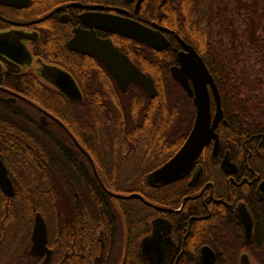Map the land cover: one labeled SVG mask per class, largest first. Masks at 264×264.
Wrapping results in <instances>:
<instances>
[{
	"label": "trees",
	"instance_id": "trees-1",
	"mask_svg": "<svg viewBox=\"0 0 264 264\" xmlns=\"http://www.w3.org/2000/svg\"><path fill=\"white\" fill-rule=\"evenodd\" d=\"M172 1L175 10L168 26L203 59L218 89L228 122L216 130L222 150L238 153L250 139L245 148L251 153L261 151L263 82L251 78L240 63L225 1ZM225 37L229 48L222 50ZM42 39L48 41L49 36ZM64 41L57 36L45 43L48 48L42 58L72 75L83 95L81 104L70 102L28 74L12 76L16 72L12 67L3 86L61 121L91 156L109 190L137 193L149 200L147 175L180 149L194 120L191 100L169 73L176 62L175 47L153 52L149 61L135 57L136 66L150 75L156 88V96L149 99L137 86L120 93L103 67L67 51ZM251 42L258 51L261 40L252 37ZM38 114L24 101L12 103L0 92V159L14 189L12 197L0 190V264H39L28 254L36 212L47 226L48 248L53 252L49 264H82L86 249L95 247L97 230L105 226L107 230L111 224L110 198L98 185L89 161L61 127L51 123L42 128ZM174 124L178 125L175 136ZM73 193L79 195L78 201L73 200ZM131 202L138 216L145 217L143 203ZM258 225L251 256L256 264H263L264 217L258 218Z\"/></svg>",
	"mask_w": 264,
	"mask_h": 264
},
{
	"label": "flooded vegetation",
	"instance_id": "flooded-vegetation-1",
	"mask_svg": "<svg viewBox=\"0 0 264 264\" xmlns=\"http://www.w3.org/2000/svg\"><path fill=\"white\" fill-rule=\"evenodd\" d=\"M171 1L27 0L24 5L18 7L0 3V39L12 46H20L29 54L28 62L23 64L14 63L0 54V92L4 93L6 100L12 103L17 100L21 101L16 96L2 90H7L3 83L7 76V69L11 67L16 69L12 76L22 78L28 74L29 77L56 90L47 81V74L50 71L49 67H59L42 58L45 49L48 48L45 43L49 40L52 43L53 37L65 38L64 45L70 53L94 59L68 47V43L75 36V30H90L85 22L90 23L92 16L116 17L123 24L133 22L151 30H156V26L166 29L167 32H161L168 42L166 49L174 46L176 54V62L171 67L179 66L178 54L185 50L178 38L185 44L191 45L186 43L175 29L168 26L171 22L170 13L175 10V5ZM93 32L97 38L110 41L135 66V57L149 61L153 52L166 50L155 51L133 39L99 28L93 29ZM48 36V41L42 39ZM16 57L20 61L23 60L21 55ZM94 60L103 67L96 59ZM103 69L106 71L104 67ZM8 91L21 96L16 91ZM208 93L210 113L213 116L215 100L209 87ZM188 99L193 104V100ZM34 108L39 113L38 122L42 128H49L51 123L59 125L48 116L42 122L43 113L36 107ZM227 123L223 113L222 121L218 124L217 129L221 124L226 125ZM61 129L69 137L62 127ZM263 139L264 135L261 141L263 149L259 152L251 153L249 149L245 148L246 144L250 142L248 139L242 143L243 150L231 153L229 150H222L218 137L219 150L217 154H213V142H211L202 150L189 173L183 178L162 187L148 185L151 198L149 200L144 198L146 203L138 199L144 205L142 212L145 213V217H139L138 211L133 209L131 205L133 199H112L101 188L110 198L108 203L112 221L107 230L106 226L97 230L95 247L86 249L85 254L81 256L82 264H241V260L245 256L249 264H256L251 255L254 252V244L258 236V218L264 217ZM90 168L94 175L91 164ZM194 178L197 179L193 182ZM95 179L98 183L96 177ZM157 195L161 199L154 198ZM73 200H79L77 193H73ZM243 208L250 215L253 223L250 238H247L245 227L241 221ZM144 240L149 241L145 248L142 246ZM50 251L52 252L51 249ZM52 256L53 252L50 261ZM70 257L71 260H74L73 253L70 254ZM35 259L41 264L43 257Z\"/></svg>",
	"mask_w": 264,
	"mask_h": 264
},
{
	"label": "water",
	"instance_id": "water-1",
	"mask_svg": "<svg viewBox=\"0 0 264 264\" xmlns=\"http://www.w3.org/2000/svg\"><path fill=\"white\" fill-rule=\"evenodd\" d=\"M26 2L27 0H0V3L17 7L24 5ZM103 17L104 16L90 17L92 18L90 23L85 22V24L90 27V30H75V36L68 43V47L92 57L101 63L115 82L120 93L126 94L129 86H137L146 94L147 98L152 99L156 95V89L149 74L141 72L130 61V59L120 52L118 48L113 46L110 41L97 38L93 29L99 28L119 34L123 37L130 38L147 45L155 51H162L168 47L167 40L161 34V32H167V30L157 26L156 30H151L133 22L123 24L116 17ZM178 40L185 51L178 54L179 66L171 67L170 75L173 81L183 89L187 97L193 100L196 110L195 119L185 142L178 152L160 168L147 175L146 181L151 187H162L183 178L189 173L202 150L211 142H213V154L216 155L219 150L216 129L218 124L222 121L223 113L218 89L202 58L191 46L185 44L180 38H178ZM0 54L17 64L28 62L29 59V54L20 46H12L2 39H0ZM19 55L22 56V61L16 57ZM49 70L50 71L47 74V81L49 84L70 102L80 104L83 100V96L72 76L57 67H49ZM208 87L211 89L215 100L213 116H211L210 113ZM2 90L36 107L43 113V116L41 117L42 122L45 121L46 116H48L50 119L58 123L67 132L78 149L89 160L99 185L112 199H139L146 203V200L137 193L121 195L109 191L101 181L90 155L82 148L76 138L57 118L45 112L27 99L8 90ZM196 179L197 178H194L193 182ZM0 190L7 197H12L14 195L13 185L8 177L7 168L1 159ZM243 209L244 211L241 213V221L245 227L247 238H250L252 236L253 223L250 215L247 213L245 208ZM148 243V240H144L142 242L143 248H145ZM47 245V226L41 213L36 212L33 218L30 235V247L28 251L29 256L32 258L43 257L41 264H49L52 252ZM241 264H249L246 256L242 258Z\"/></svg>",
	"mask_w": 264,
	"mask_h": 264
},
{
	"label": "rangeland",
	"instance_id": "rangeland-1",
	"mask_svg": "<svg viewBox=\"0 0 264 264\" xmlns=\"http://www.w3.org/2000/svg\"><path fill=\"white\" fill-rule=\"evenodd\" d=\"M228 9V18L235 34V48L241 65L251 78L262 79L264 88V0H224ZM199 12V10H198ZM261 40L259 50L254 47L251 38ZM220 48H229V39H222ZM178 125L171 128L176 135ZM171 136V137H173ZM170 137V138H171Z\"/></svg>",
	"mask_w": 264,
	"mask_h": 264
}]
</instances>
